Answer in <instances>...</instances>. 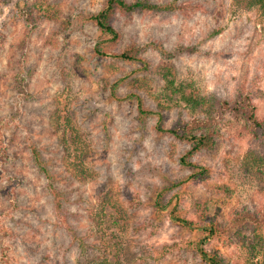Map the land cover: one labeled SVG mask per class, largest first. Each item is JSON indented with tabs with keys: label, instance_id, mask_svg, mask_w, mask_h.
<instances>
[{
	"label": "rangeland",
	"instance_id": "374dc122",
	"mask_svg": "<svg viewBox=\"0 0 264 264\" xmlns=\"http://www.w3.org/2000/svg\"><path fill=\"white\" fill-rule=\"evenodd\" d=\"M148 1L176 9L116 11L118 39L108 43L93 19L105 0H0V120H12L0 161L7 264H208L200 248L224 264H264V173L241 164L251 151L264 155V136L227 113L214 145L194 152L158 130L193 116L152 72L173 65L176 82L192 79L229 102L247 96L264 121V18L232 0ZM136 47L148 71L114 56ZM138 98L159 123L139 118ZM103 195L112 198L104 208ZM245 212L256 221L241 224ZM211 224L215 236L196 229Z\"/></svg>",
	"mask_w": 264,
	"mask_h": 264
},
{
	"label": "trees",
	"instance_id": "16d2710c",
	"mask_svg": "<svg viewBox=\"0 0 264 264\" xmlns=\"http://www.w3.org/2000/svg\"><path fill=\"white\" fill-rule=\"evenodd\" d=\"M232 3L240 8L241 10L251 11L255 10L261 17L264 18V0H232ZM21 10L19 13L22 14L24 21L27 24L32 23L31 13L28 10V6L25 5V2H22ZM176 9L173 3L167 4H155L152 2L146 1H133L128 2L126 0H105L104 8L96 14L93 19L97 28L100 30L102 35L107 36L108 43L116 42L118 39V34L116 33L115 29L113 28L111 21L113 20L114 13L116 11H121L124 13H131V12H164V11H172ZM158 49L164 61H168L171 57L170 54L166 53L164 50L162 51L161 48ZM94 52L96 55L101 57H109V54L103 50L101 46H96L94 48ZM141 52V49L138 47L136 48H128L123 50L118 55H114L116 58L120 59L121 62L125 64H132L135 62L141 63V60L138 58V54ZM139 70L148 71L149 69L146 67V64L141 63ZM154 74H159L162 77L161 82L165 85H161L160 88L166 91V97H173L172 95H180L181 102L185 104L187 107L189 114L193 116L189 120H181L177 121L174 125L169 128H163L162 126H158V130L160 132H166L172 137L178 140H185L189 141L193 145V151L209 149L211 146L214 145L215 140L221 136V128L223 122H221V118L225 114H232L240 118L247 128L253 133L254 136H264V121H259L255 117V106L251 103L250 99L247 96L238 95L236 96L231 102L226 100H220L213 95H208L205 91L198 87L194 80L190 79L188 83L183 81L176 82L175 76L177 75L176 69L173 65H160L156 67ZM158 75V76H159ZM126 76L121 78V83L126 82ZM171 77V78H169ZM137 81L140 83L147 84L149 81L146 78H139ZM159 83V82H158ZM119 84V83H118ZM116 85L113 88L115 91ZM22 92H24V86ZM132 99L134 97L132 96ZM137 112L139 118H147V117H155L157 119V123H159L162 119L158 112H153L144 108V105L141 99H137ZM12 120L8 119H1L0 120V161H3L6 156V151L4 148L3 142V134L6 132V128L12 124ZM30 155L36 161H40V156L37 152L35 147H30ZM182 163H185V159H182ZM242 169L244 172L249 174L255 173H264V155L260 154L258 151H251L248 154L244 155L242 160ZM192 166V165H191ZM7 195V194H6ZM10 198L11 204L14 206V201L12 197V192L8 194ZM107 195L102 196V201L100 205L102 208L106 207V205L111 204L112 198H106ZM54 203L56 208L60 207L59 202V193L55 192L53 194ZM240 223L249 222V221H256L254 215L250 212H245L240 215ZM173 219L176 220L182 227L184 228H193V222L182 219L179 216H175L173 214ZM212 225V224H211ZM196 229L203 233H208V235H217L218 229L216 226H210L209 229L207 226H196ZM2 233V237H8V231L0 230ZM8 233V236H7ZM209 236L201 240L199 245L201 246L203 243L207 242ZM85 244L80 243L81 247H84ZM201 256L206 260L208 264H224L223 261L216 255L207 253L200 248ZM8 247L2 246L0 250V264H7L8 263ZM100 264H112L107 260H104Z\"/></svg>",
	"mask_w": 264,
	"mask_h": 264
}]
</instances>
